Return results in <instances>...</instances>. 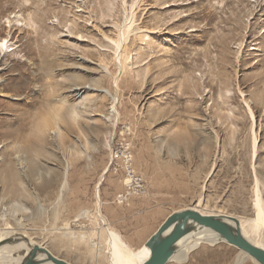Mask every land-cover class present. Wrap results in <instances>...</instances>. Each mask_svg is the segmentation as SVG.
<instances>
[{
	"label": "rangeland",
	"instance_id": "rangeland-1",
	"mask_svg": "<svg viewBox=\"0 0 264 264\" xmlns=\"http://www.w3.org/2000/svg\"><path fill=\"white\" fill-rule=\"evenodd\" d=\"M262 13L264 0H0V236L110 264L104 227L138 249L129 230L155 212L200 202L249 225L257 187L264 202ZM131 174L142 189L121 203ZM251 236L264 242V224ZM242 257L192 239L167 264Z\"/></svg>",
	"mask_w": 264,
	"mask_h": 264
},
{
	"label": "bare ground",
	"instance_id": "bare-ground-1",
	"mask_svg": "<svg viewBox=\"0 0 264 264\" xmlns=\"http://www.w3.org/2000/svg\"><path fill=\"white\" fill-rule=\"evenodd\" d=\"M136 2H138V1H136ZM262 15H264V13H262ZM254 18H256V17H254ZM131 23H132V21H131ZM126 26H127V24L123 25V28H121L122 30L120 32L121 34L120 35L118 34V39L114 41L115 46H116L117 58H121V54H122L121 52L122 51L124 52V43H126L125 41L129 36L130 28L132 25H128V27H126ZM129 26H130V28H129ZM247 26H248V24H247ZM112 110H116L115 104L112 106ZM44 125H48V122H46ZM37 130L41 131L40 126L38 127ZM10 178L16 180L17 179L16 173H12L10 175ZM257 186L258 185H256V187ZM97 197H98V195H97ZM97 199H99V198H97ZM98 204H99V201H98ZM199 206H200V202H197V204L194 205V208L198 209L203 214H209V213H205V212H212L211 210H208L205 207L200 208ZM255 208H256V218L253 221H251L249 223V225L244 226L243 222L240 219H238V218L237 219L239 220V225H240V229H241L242 234L246 238H248L250 241H252L256 245H258L264 249V242L261 239H256L253 236H251V233L259 232L260 226L264 224V202H263V199L261 198V196L258 192V187H257V193H256V199H255ZM99 216H100V218H102L100 214H99ZM103 225L106 226L105 219L103 220ZM100 226H102V225L99 224V227ZM59 229H61V230L64 229L66 234H70V231H71L70 228L65 227V226L62 228H59ZM103 234H105L104 240H106L107 244L111 248L110 264H142L149 257L150 250L145 245L141 246L138 249H133L127 242H125L123 240L121 235L116 230H114L113 228H110L108 226L104 227ZM85 236L88 237V235H85ZM64 237L66 238L67 236H64ZM64 237L59 239L58 242L60 241L61 243H63L64 241H66ZM69 237L70 236H68V238ZM82 237H83V235H81V238ZM25 238H26L25 236H23L21 234L16 235L13 231H10V230H5L1 234V236H0V264H21V262L24 261L27 258L28 254L32 251V247H34L35 245L46 247V246H44L42 244H38V243H36L30 239H28L29 243L26 244L23 241ZM192 239H200V240H206V241H211V242H214V241L228 242L224 239H220L218 237V235L216 233H214L213 231L205 229V230L199 231L198 233H195L194 235H189L188 237H186L185 239L180 241L177 245L178 246L177 251L179 249L187 251L189 248V242ZM99 241L95 242L94 240L93 241L91 240V243L92 244L97 243L96 245H98ZM100 243H102V242H100ZM49 251L51 252V250H49ZM64 252L67 254L66 251H64ZM243 253H244V257L251 256L249 253H247L245 251H243ZM53 255H55V254H53ZM244 257L239 258L237 264L244 263L243 262ZM254 259L256 260L257 263L261 264L256 258H254ZM32 264H53V263L49 260L47 255H45L44 253H39L35 257V260L33 261Z\"/></svg>",
	"mask_w": 264,
	"mask_h": 264
},
{
	"label": "water",
	"instance_id": "water-1",
	"mask_svg": "<svg viewBox=\"0 0 264 264\" xmlns=\"http://www.w3.org/2000/svg\"><path fill=\"white\" fill-rule=\"evenodd\" d=\"M205 229L213 231L220 239L228 241L264 264V249L242 234L239 220L235 216L219 213L203 214L194 206L174 210L167 216L145 242L144 245L150 250V254L142 264L169 263L177 252L180 241ZM23 241L29 243L27 238ZM39 253L47 255L53 264H72L53 255L46 247L36 245L21 264H32Z\"/></svg>",
	"mask_w": 264,
	"mask_h": 264
},
{
	"label": "crops",
	"instance_id": "crops-1",
	"mask_svg": "<svg viewBox=\"0 0 264 264\" xmlns=\"http://www.w3.org/2000/svg\"><path fill=\"white\" fill-rule=\"evenodd\" d=\"M103 203L105 205L104 208H105V212L107 213V219L110 220L111 222H115V224H118V223L121 224L120 220L123 221L125 216L119 215V212H118V210H119L118 205L119 204H117L113 201L109 202L107 204L105 202H103ZM107 210H108V212H107ZM173 211H171V212H173ZM171 212L166 213L165 216H163V213L161 211H159L157 213L155 212V215L147 217L146 221L142 222L141 225H138V226L136 225L134 227L135 228L134 230L133 229L129 230L130 240H139V241H142L143 243L146 242L148 240V238L158 229V227L161 225V223L167 218V216ZM205 213H210V212H205ZM116 214H117V216H116ZM134 219H136V217H134Z\"/></svg>",
	"mask_w": 264,
	"mask_h": 264
},
{
	"label": "built area",
	"instance_id": "built-area-1",
	"mask_svg": "<svg viewBox=\"0 0 264 264\" xmlns=\"http://www.w3.org/2000/svg\"><path fill=\"white\" fill-rule=\"evenodd\" d=\"M142 186L143 185L141 177L136 176L135 174H131L130 181L127 184L126 192L118 196V200H120L121 203L127 201L129 196L136 193L137 191H140L142 189Z\"/></svg>",
	"mask_w": 264,
	"mask_h": 264
}]
</instances>
